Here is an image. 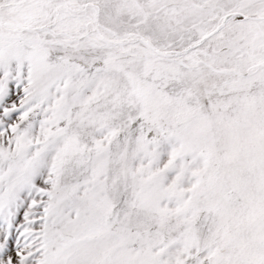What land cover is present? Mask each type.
<instances>
[{
    "label": "snow or ice",
    "instance_id": "obj_1",
    "mask_svg": "<svg viewBox=\"0 0 264 264\" xmlns=\"http://www.w3.org/2000/svg\"><path fill=\"white\" fill-rule=\"evenodd\" d=\"M0 264H264V0H0Z\"/></svg>",
    "mask_w": 264,
    "mask_h": 264
}]
</instances>
